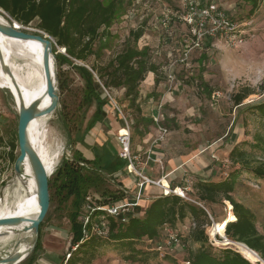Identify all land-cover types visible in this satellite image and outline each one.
<instances>
[{
    "label": "rangeland",
    "instance_id": "374dc122",
    "mask_svg": "<svg viewBox=\"0 0 264 264\" xmlns=\"http://www.w3.org/2000/svg\"><path fill=\"white\" fill-rule=\"evenodd\" d=\"M124 1V13L111 28L115 37L111 46L104 51V61L121 50L125 41L128 40L131 29L143 27L144 34L138 41V45L139 47L148 45L151 48L153 61L159 66L158 77L161 82L160 88L151 93L153 96L151 102L158 107L157 112L161 114L158 118L159 124L169 131L167 137L159 143L158 150L164 152L166 159L174 158L179 163H186L183 168L172 175L175 184L186 185L189 179L191 181L190 193H194L193 184L199 179L200 166L203 167L199 161L200 158L208 164L206 168L209 169L210 177L221 180L224 178V171L232 170L233 163L228 160V155L238 143L246 142L242 146L264 161V119L248 109L253 101L264 98V0L253 13L250 12L251 3L248 0H199L202 4L210 1L217 3L231 17L234 16L242 21L243 28H246L248 34L239 47L229 46L223 40L205 39L200 47L191 49L188 58L184 61H181L184 56L183 52L188 49L186 46L191 41H185V39L190 40V33L188 26L177 12L179 4L174 0L173 4L165 0ZM0 13L13 22L7 12L0 11ZM19 25L22 28L26 27ZM27 28L34 33L41 31L37 27V20L30 23ZM57 52L67 55L62 47H57ZM72 60L73 64L65 63L60 68L58 66L59 108L44 128L43 142L50 152L60 151L56 168L61 165L63 159H72L75 151L78 150L87 158L81 148L88 152L87 147L93 152L91 159L88 158L90 160H94L96 155L99 156V160L79 163L99 176L98 185L86 194L79 210L78 220L83 227L81 219L87 214L88 204L92 206L118 204L130 199L136 187L127 189L128 187L119 181L120 178L127 176L124 172L126 164L119 159L117 154H113V159L104 158L106 153L104 146L96 143V138L100 137V133L112 129L114 133L109 134L113 143L121 148L117 135L118 128L123 127L124 122L120 114L114 112L113 106L110 105L111 108H108L106 105L105 121L98 123V126L91 130L88 129L95 104L91 106L83 104L85 80L75 66L86 65L91 68L90 65L95 62V58L92 57L89 63ZM172 62L175 63L171 72L174 78L170 80L166 75V67H169ZM204 83L207 84L208 90L204 89ZM246 89L251 90L252 93L241 105L235 106L232 95ZM102 90L103 88L100 87V91ZM112 92L118 104L125 108V114L128 115L131 123L132 149H138L137 151L145 156L141 146L144 145L143 139L147 135L145 137L140 135L142 126L135 129L134 112L127 107L128 101L124 99L123 90L114 89ZM145 100L146 98L143 97L140 101ZM18 120L19 113L15 107L13 95L8 89H0V136L4 138V144L0 147V194L6 186L13 183L15 177L14 162L9 156L10 147L6 142L12 140L17 133ZM149 131L156 136L158 125L150 124ZM253 144H258L259 147H253ZM205 148L206 151L202 152ZM15 153H19V148L15 150ZM213 154L219 161L213 158ZM164 164L166 168L165 161ZM150 166H152L151 162L145 166L146 170ZM156 174L157 177L162 175L160 167ZM156 189L154 186L149 187L146 192L150 193V190L155 191ZM122 191L126 196L115 201L113 194H119ZM151 195L153 194L146 196V199ZM233 195L253 210L257 227L264 234V179L243 174ZM105 199L108 201L105 202ZM226 202L227 200H224L220 204L207 205L214 222L211 220L206 231L215 248L232 246L240 251L238 242H230L223 236V233L215 231V226L221 223L223 217L231 213ZM72 209V198L60 201V198L54 195L49 211L43 220L42 246L32 264H62L63 260L68 258L73 248L69 218ZM191 226V222L186 219L183 223L177 224L174 230L167 228L162 241L166 240L170 230L186 237ZM225 239L228 242H225ZM186 242V245L181 243V246H174L170 249L168 258L161 256L160 253L156 258H150L149 264H186L187 248L198 247V244L190 239ZM12 244L14 241L8 245L0 244V256L7 252L13 246ZM258 262L264 264V260H258ZM18 264H30V259L26 258ZM92 264L141 263L125 260L122 252L115 246L106 245L99 249Z\"/></svg>",
    "mask_w": 264,
    "mask_h": 264
},
{
    "label": "trees",
    "instance_id": "16d2710c",
    "mask_svg": "<svg viewBox=\"0 0 264 264\" xmlns=\"http://www.w3.org/2000/svg\"><path fill=\"white\" fill-rule=\"evenodd\" d=\"M165 1L173 4V0ZM248 1L251 3L250 12L253 13L262 0ZM175 2L178 4L177 1ZM0 8L13 20L26 27L37 20V27L55 41L53 50L59 68L65 63L73 64L72 59L89 63L92 57L95 58V62L90 65L91 68L86 65L75 66L85 80L83 104L86 106L95 104L93 117L88 124L89 130L104 117L105 106L110 103L108 94L104 90L100 91V87H105L112 95L114 89L123 90L124 99L128 101L127 107L134 112L135 129L142 126L140 135L145 137L149 134V125L154 123V120L153 117L144 114L140 101L141 84L145 81L148 72L156 75V84L159 83L160 78L159 66L153 61L151 48L148 45L142 47L138 45L144 34L143 27L131 29L128 40L121 50L104 61V51L111 46L115 37L111 28L124 13V0H0ZM232 19L243 23L234 16ZM57 47L64 48L67 55L57 52ZM204 85V89L208 90L207 84ZM251 93V90L246 89L233 94L234 105H241ZM151 96L152 94L148 93L146 98ZM248 109L264 119V98L253 101ZM6 143L10 147L9 156L15 162L19 154L15 153L19 148L17 133ZM3 144L4 138L0 136V147ZM244 144L246 142L238 143L230 150L228 160L232 161L233 167L226 177L216 181L208 178L198 179L193 184L195 191L193 194L189 192V197L202 203L208 210L207 205L220 204L227 200L226 203L232 207L231 213L221 221H227L222 228L223 234L226 233L229 237L225 235L227 239L243 243L255 250L264 260V234L257 227L256 215L248 205L237 200L233 195L243 174L264 179V161L254 152L244 148L242 146ZM103 146L106 152L104 158L113 159L114 156L107 146ZM252 146L259 147L258 144ZM94 160H99V156L96 155ZM94 160L86 158L79 150L75 151L73 158L63 159L61 165L49 178L51 200L54 195L58 196L60 201L72 198L73 209L69 218L72 245L77 246L75 249L72 248L69 257L64 259L62 264H92L99 249L106 245L115 246L127 261L149 264L150 258L159 255V251L154 249V246L156 242L162 241L165 230L169 227L174 230L177 224L183 223L186 219L192 224L190 232L186 237L177 234L184 245L187 239L198 244L197 248H187V261L190 264H260L251 261L232 246L215 248L206 231L207 226L212 222L208 212L197 202L176 193L161 194L153 198L147 206L138 203L133 207L125 223L107 216L109 236L102 238L92 235L84 239L83 227L78 220L79 210L86 194L98 185L99 176L79 163ZM121 161L126 164L122 159ZM113 195L115 201L126 196L123 191ZM106 201L108 200L105 199ZM103 213V210H98L95 215ZM42 226L43 222L40 224L38 242L28 257L30 264L34 263L35 255L42 246Z\"/></svg>",
    "mask_w": 264,
    "mask_h": 264
},
{
    "label": "bare ground",
    "instance_id": "6f19581e",
    "mask_svg": "<svg viewBox=\"0 0 264 264\" xmlns=\"http://www.w3.org/2000/svg\"><path fill=\"white\" fill-rule=\"evenodd\" d=\"M9 20L0 13V22L4 24L12 23ZM15 23L16 28L31 30L27 27H20L18 22ZM43 50V43L38 39L13 37L0 31V89H8L11 92L17 110L23 102H30L46 88L47 78ZM52 62L55 63L54 57H52ZM8 69L10 70L8 71ZM49 103L50 98L46 97L44 104L48 105ZM54 112L34 118L28 127L31 143L39 153L50 176L54 172L57 163H59L60 151L50 152L43 142V137L45 134L44 128L53 118ZM166 189L169 191V188L166 187ZM228 205L231 209L232 206ZM39 211L37 185L30 166L26 165V172L21 175L15 173L13 183L2 190L0 194V217L11 218L26 215L33 219L37 217ZM225 222L227 221L215 226L217 233H223L222 228ZM26 224L30 223L0 225V244L8 245L14 241L13 246H10L11 248L5 253L8 254L16 249H20L24 253L30 251L32 247V230L24 231ZM223 236L226 238L225 235ZM225 240V242H234L229 239L228 241ZM239 244L240 252L248 259L253 262L262 260L257 252L247 245Z\"/></svg>",
    "mask_w": 264,
    "mask_h": 264
},
{
    "label": "built area",
    "instance_id": "2783aa9c",
    "mask_svg": "<svg viewBox=\"0 0 264 264\" xmlns=\"http://www.w3.org/2000/svg\"><path fill=\"white\" fill-rule=\"evenodd\" d=\"M175 1H177L179 4V9L177 10V12H179V17L189 28L190 40L185 39V41H191V43L187 44L186 48L188 47V49L184 50V56L181 58V61L186 60L191 49L200 47L205 39L223 40L227 45L232 47H239L246 40L247 34L246 30L243 28V23L234 21L232 17L226 12V10L222 9L214 1H210L205 4H202V2L199 0ZM0 11L6 13L2 8H0ZM174 64L175 63L172 62L169 64V67H166V75L170 80L174 78L171 73L174 69ZM103 90L108 94L110 102L114 106L116 112L120 114L123 119L124 125L122 128L125 130L122 132V129L120 128L117 135L118 142L121 145L119 156L125 160L127 171L138 178V191L132 200L127 199L126 201L120 202L118 204H108L105 206H92L88 204L86 206L87 214L82 216L81 219L83 223L84 239H87L92 235L102 238L108 237L109 223L107 221V216H112L125 223L128 216L132 213L133 207L139 203L142 196V188L146 184L159 186L163 190L164 195L176 193L186 199L195 201L189 197V192L191 190V181L189 179L187 180V184L181 187L172 188L170 185H168V191L162 184V178L153 179L144 172V168H142L144 163V155H142L140 151L134 152L132 150L131 123L128 119V115L125 114L124 107L118 104L115 97L105 87H103ZM160 116L161 114L159 111L152 115L154 123L158 125L159 135L155 139L156 141L164 138L168 133V129L159 124L160 120H158V118ZM145 153L147 154V159H149V153H151V151L149 150L148 152H144V154ZM212 156L217 161H219L215 154ZM223 174V176L226 177L228 172L224 171ZM178 189L180 190L178 191ZM197 203L208 212L209 217L214 222L211 212L202 203ZM98 210H103L104 213L102 215H95V212ZM216 235L217 234H214L215 237ZM181 243L182 241L178 234L170 230L169 233H167L166 240L156 242L154 249L158 250L161 256H165L169 255V250L173 249L174 246H181ZM182 245L184 244L182 243ZM76 246L77 245L73 246V249H75ZM69 255L70 253L68 254V257ZM186 264H190V262L186 261Z\"/></svg>",
    "mask_w": 264,
    "mask_h": 264
},
{
    "label": "water",
    "instance_id": "95a60500",
    "mask_svg": "<svg viewBox=\"0 0 264 264\" xmlns=\"http://www.w3.org/2000/svg\"><path fill=\"white\" fill-rule=\"evenodd\" d=\"M15 22V20H13V22L9 24L0 22V31L13 37L35 38L43 43V60L47 83L45 90L39 96L35 97L28 103L23 102L19 107V120L17 127L19 154L14 162L15 173L18 175L26 172V165L30 166L37 185L40 211L37 217L33 219L30 216L26 215L11 218L0 217V225H15L23 222L30 223L24 226V231L32 230V247L30 251L25 253L21 252L20 249H16L8 254L3 253V255L0 256V263L3 264H18L24 261L33 252L38 242L40 224L45 219L51 204V194L49 187L50 175L39 153L31 143L28 134V127L30 122L34 118L50 114L54 111H57L59 108L58 62L56 54L53 50L55 43L54 39L44 31L34 33L29 31L28 29L16 28ZM52 57H54L55 60L54 64L52 62ZM9 70L10 69H8V71ZM46 97L50 98V103L48 105L44 104V100L46 99Z\"/></svg>",
    "mask_w": 264,
    "mask_h": 264
},
{
    "label": "crops",
    "instance_id": "0c3cea01",
    "mask_svg": "<svg viewBox=\"0 0 264 264\" xmlns=\"http://www.w3.org/2000/svg\"><path fill=\"white\" fill-rule=\"evenodd\" d=\"M155 77H156V75L153 72H148L145 81L141 84V90H140L141 97H140V99L143 98V97L146 98L148 93H153V92L157 91L158 88H160L161 82L156 84L155 83ZM143 93H145V94H143ZM165 97H166V94H165ZM152 99H153V96H151L149 98H146V100L144 102H142V107L145 106V108H143L144 114H145V109H146L147 113L145 115H149L151 117L158 110V107L155 106L154 104H152V102H151ZM110 105L113 106L112 103L110 102L107 107L111 108ZM113 110H114V112H116L114 106H113ZM106 111L107 110L105 109V112ZM105 117H106V115L104 113V117H102V119H100V121L98 123H102L103 121H105ZM98 123L96 124V126H98ZM120 128L122 129V132H124V130H123L124 128H122L120 126L118 128V130ZM111 132L114 133V131L112 129H109L107 131L104 130L103 133H100V137L98 139L96 138V143H100L101 145H106L108 150L112 153V155L113 154L114 155L117 154V156L120 157L119 156V152H120L121 148H119V146H117L115 143H113L112 137L109 134ZM167 134H166L165 137H167ZM158 135H159V132H158V134L156 136H154L153 134L149 133L147 135V137H145L143 139L144 145L141 146L142 149H144L143 151L144 152H148L149 150L151 151V153H149L150 154V158L149 159H147V154L145 153L144 163H143V166H142V168H144V172L147 175H149L151 178H153V179L162 178L163 184L165 183L163 186H165L167 188H168V185H170L172 188L184 186L182 184L181 185L180 184H175V182L173 181L172 175L174 173H176L180 168H183L186 165V163H179L174 158H171V159L164 158L165 157L164 152L158 150V148H159L158 146H159V143L162 140L165 139V137L162 138V139H159L158 141H156L155 139L157 138ZM81 149L86 154L87 158L91 159V156H92L93 152L90 149H88L87 147H86V149L88 150V152L86 150H84V148H81ZM139 149H141V148H139ZM137 150L138 149H133L134 152H136ZM204 151H206V148L204 150H202V152H204ZM145 158H146V160H145ZM119 159L121 160L122 158L120 157ZM122 160L125 162L124 159H122ZM164 161L166 162V168H165ZM199 161H200L201 165L203 164V167L200 166V168L198 170L199 171L198 174L200 175L199 179L208 178L209 180H212V181L218 180V179H214V178L210 177L209 169L206 168V166L208 167V164L206 163V161L203 158H200ZM150 162H151L152 166H150L146 170L145 166L148 163H150ZM159 167L162 169V175L157 177L156 173L158 172V168ZM124 172L127 174V176H125L123 178H120L119 181H121L126 187H128L127 189H133L134 187H136V190L134 192L131 191V192L134 193L130 197V200H132L133 197L137 194V191H138V188H137L138 178L136 176H134L133 174L129 173L126 168H125ZM202 174H204V175H202ZM205 175H207V176H205ZM123 184H121V185H123ZM153 186H154L155 189L156 188L157 189L155 191L150 190V193H152L153 195H151L150 198L146 199V196L150 195V193H147L146 191L149 189V187L152 188ZM141 192H142V196H141V199L139 201V205H142V206H147L153 200V198L163 194V190L161 188H158V187H156V185H152V184L144 185Z\"/></svg>",
    "mask_w": 264,
    "mask_h": 264
}]
</instances>
